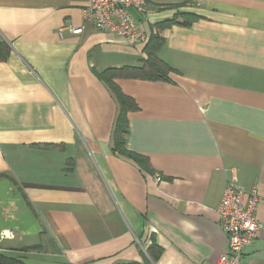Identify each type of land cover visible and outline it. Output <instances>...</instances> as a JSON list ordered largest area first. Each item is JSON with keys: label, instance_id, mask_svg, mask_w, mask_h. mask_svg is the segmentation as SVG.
Returning <instances> with one entry per match:
<instances>
[{"label": "crops", "instance_id": "0c3cea01", "mask_svg": "<svg viewBox=\"0 0 264 264\" xmlns=\"http://www.w3.org/2000/svg\"><path fill=\"white\" fill-rule=\"evenodd\" d=\"M89 4L0 0V254L216 264L229 246L217 209L236 180L257 187L263 227L240 264H264V0H147L132 12L141 44L96 30ZM182 14L197 18L183 26ZM156 34L170 79L115 78L138 107L125 147L147 172L113 150L118 103L98 76L142 67Z\"/></svg>", "mask_w": 264, "mask_h": 264}, {"label": "built area", "instance_id": "2783aa9c", "mask_svg": "<svg viewBox=\"0 0 264 264\" xmlns=\"http://www.w3.org/2000/svg\"><path fill=\"white\" fill-rule=\"evenodd\" d=\"M132 12L147 13V0H90L83 18L100 32L113 34L130 44H141L145 36L140 32ZM81 29L72 30L74 34ZM160 181V177H157ZM260 202L257 187L246 192L233 180L225 189L217 209L218 221L228 236V251L216 264H240L244 249L251 245L263 229L255 212ZM7 235L2 234V237Z\"/></svg>", "mask_w": 264, "mask_h": 264}, {"label": "trees", "instance_id": "16d2710c", "mask_svg": "<svg viewBox=\"0 0 264 264\" xmlns=\"http://www.w3.org/2000/svg\"><path fill=\"white\" fill-rule=\"evenodd\" d=\"M184 22L181 23L183 26H190L192 19H196L195 15L182 14ZM176 21H167L159 24L157 27L159 30H163L166 27H169L172 24H175ZM164 44V39L156 34L152 36L149 44L145 48L146 58L142 61V67H126L122 70H110L99 75V79L105 82L113 93L117 103H118V117L115 124V133H114V146L113 150L119 155L131 160L141 169L151 172V164L148 158L130 153L125 147V137L128 134L127 130V113L135 111L138 109L136 103L132 98L125 95L120 87L116 84V77L123 78H133V79H142L148 81H168L170 79L169 75L173 72V69L170 68L165 62H163L157 56V52ZM8 57V49L5 45L0 44V61L6 60ZM4 177V176H3ZM160 250L157 249L151 252V256L157 257ZM0 264H22L17 260L9 259L0 254Z\"/></svg>", "mask_w": 264, "mask_h": 264}]
</instances>
